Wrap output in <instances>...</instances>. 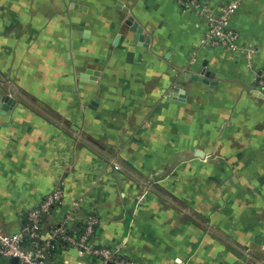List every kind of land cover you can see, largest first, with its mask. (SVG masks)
Here are the masks:
<instances>
[{"label": "crops", "instance_id": "0c3cea01", "mask_svg": "<svg viewBox=\"0 0 264 264\" xmlns=\"http://www.w3.org/2000/svg\"><path fill=\"white\" fill-rule=\"evenodd\" d=\"M238 1L231 51L177 0H0V231L59 188L44 237L93 214L135 264H264V0Z\"/></svg>", "mask_w": 264, "mask_h": 264}, {"label": "built area", "instance_id": "2783aa9c", "mask_svg": "<svg viewBox=\"0 0 264 264\" xmlns=\"http://www.w3.org/2000/svg\"><path fill=\"white\" fill-rule=\"evenodd\" d=\"M185 10L200 12L207 20L202 46L222 47L235 51L239 48L240 33L231 25V18L239 8L238 0L227 1L219 12H213L204 0H177ZM264 85V79L260 81ZM63 200L59 188L48 193L42 201L24 216L18 232L6 234L0 231V258L18 259L17 264H49L56 248L73 247L101 259L105 264H135L133 259L117 249L93 242L99 219L89 215L81 230H70L64 224L55 225L47 237L41 232L43 216Z\"/></svg>", "mask_w": 264, "mask_h": 264}, {"label": "water", "instance_id": "95a60500", "mask_svg": "<svg viewBox=\"0 0 264 264\" xmlns=\"http://www.w3.org/2000/svg\"><path fill=\"white\" fill-rule=\"evenodd\" d=\"M209 73H207L208 75ZM199 79L203 80V77H199ZM190 156V153H180L177 158L175 159V162L172 164V166L170 168H172L173 166H175L179 161L186 159ZM163 171V170H161ZM169 171V169H167L164 173L166 174ZM12 260H14L16 263L18 262V259L16 257H13Z\"/></svg>", "mask_w": 264, "mask_h": 264}, {"label": "trees", "instance_id": "16d2710c", "mask_svg": "<svg viewBox=\"0 0 264 264\" xmlns=\"http://www.w3.org/2000/svg\"><path fill=\"white\" fill-rule=\"evenodd\" d=\"M58 251H60V248H56V249L53 250L54 253H57Z\"/></svg>", "mask_w": 264, "mask_h": 264}]
</instances>
